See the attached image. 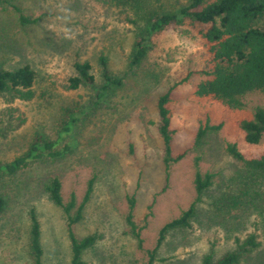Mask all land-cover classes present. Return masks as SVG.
<instances>
[{
	"label": "rangeland",
	"instance_id": "rangeland-1",
	"mask_svg": "<svg viewBox=\"0 0 264 264\" xmlns=\"http://www.w3.org/2000/svg\"><path fill=\"white\" fill-rule=\"evenodd\" d=\"M181 3L164 2L172 12ZM15 8L35 22L22 25ZM254 26L264 28V14ZM206 27L186 19L152 34L146 56L130 68L132 43L146 24L111 0H0V68L26 65L34 73L30 100L0 95V166L25 153L34 138L56 142L59 152L10 175L0 171V264H32L31 211L39 228L41 264H69L67 221L45 190L53 178L63 203L73 196L74 210L82 204L72 233L93 241L81 253V264H145L161 226L191 203L189 227L164 233L153 264H201L204 256L215 261L230 251L241 253L237 264H264V175L251 182L258 192L254 202L241 204L240 176L247 173L226 152L233 144L245 159L264 154V138L247 144L238 127L256 108H264V94L246 93L234 108L194 94L204 79L195 73L204 58L197 33ZM100 58L121 84L102 91L96 102L103 86ZM76 62L89 65L93 82L70 89ZM188 73L166 104L170 155L182 156L165 169L156 100ZM67 122L70 127L63 130ZM205 126L218 128L197 138ZM196 173L211 176L198 196ZM130 197L132 220L141 227L140 247L125 224ZM249 234L257 247L241 252L237 243Z\"/></svg>",
	"mask_w": 264,
	"mask_h": 264
},
{
	"label": "trees",
	"instance_id": "trees-1",
	"mask_svg": "<svg viewBox=\"0 0 264 264\" xmlns=\"http://www.w3.org/2000/svg\"><path fill=\"white\" fill-rule=\"evenodd\" d=\"M114 7L125 11H131L137 19H143L146 28L143 35L138 36L133 43L129 56L128 65L130 68L137 66L146 56L148 48L146 40L165 27L175 24L180 25L184 20L207 25L205 29L198 31V39L203 48V60L201 67L195 73L204 79L195 88L194 94L198 97H205L224 103L229 108L238 105V99L249 92L258 91L264 94V28L254 26L255 21L264 14V0H174L179 3L178 9L174 12L167 10V0H111ZM18 20L22 25L33 24L35 19L24 17L17 8ZM102 65L103 86L95 95L96 102L102 96V91L108 87L116 88L121 84V80L111 78L105 69V61L100 58ZM75 75L68 79V88L75 89L79 85H90L93 77L89 73V65L86 62H76L73 65ZM192 73H188L181 81L171 85L165 93L156 100V111L159 117L158 131L163 144V163L167 169L169 163L181 158L182 154L175 157L170 155V132L168 130L169 116L166 104L169 94L173 88L185 82ZM34 81L33 71L26 65L14 70H3L0 68V95L9 94L10 99L23 101L33 97L32 84ZM71 122L65 123L63 130L70 127ZM238 127L243 133V139L247 144H256L264 138V108H256L251 119H243ZM218 126L199 129L197 138L202 136L205 130H215ZM56 142L43 141L34 138L28 149L21 156L14 158L9 163L0 166V171L10 175L28 162L47 156L57 157L59 152L54 150ZM226 152L237 162H240L246 171V175L240 176L241 188H239V202L249 205L254 202L258 192L252 189L255 178L264 175V154L257 158L245 159L236 149L235 145L228 144ZM210 175L200 176L195 174L194 189L198 196L210 185ZM255 184V183H254ZM87 192L83 201L86 200ZM45 190L52 203L59 207L67 221V233L70 243L69 264H81L80 255L92 243L91 237L77 239L72 233V226L81 218L80 204L74 210L73 196L67 203H63L60 196V183L53 178L46 185ZM251 194V195H250ZM248 196L249 200H245ZM249 202V203H247ZM235 204V202H234ZM4 207V200L0 197V212ZM133 198L128 199V211L125 216V224L130 235L137 241L140 247L141 227H137L132 220ZM194 203H191L185 210L181 211L177 218L164 223L158 231L154 247L146 251V263L153 264L155 253L164 233L170 229L189 227V218L193 213ZM237 247L241 252H248L257 247L255 236L249 234ZM29 253L32 264H41V247L39 244V228L37 220L30 212L29 228ZM240 254L238 251H230L220 258L212 261L209 255L204 256L201 264H237Z\"/></svg>",
	"mask_w": 264,
	"mask_h": 264
}]
</instances>
